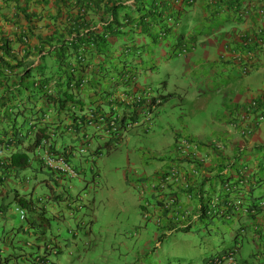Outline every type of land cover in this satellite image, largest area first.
Segmentation results:
<instances>
[{
    "label": "trees",
    "instance_id": "1",
    "mask_svg": "<svg viewBox=\"0 0 264 264\" xmlns=\"http://www.w3.org/2000/svg\"><path fill=\"white\" fill-rule=\"evenodd\" d=\"M184 1L186 0H154L152 6L145 10L146 13L139 14V10L144 9V6L137 7V3H142L143 0H135L133 8L125 6L118 0H72L68 5L63 4L64 8H68L66 13L68 22L64 31H54L48 37L39 39L37 47H30L28 38L24 34H21L20 38L15 39V41L12 39L0 40V112L4 111L2 120L0 118V143H3L9 132H12L15 144H22L26 135H23L24 138L18 136V128L26 125L29 130H32V127H29L30 121L36 122L35 126L39 129L37 141L41 137L49 140L48 136L45 135L47 130L48 132L55 130L58 134L64 130L68 132L75 131L76 128L80 127L73 122L78 109L71 111L70 105L81 110L82 106L86 104L83 100H86L88 95L96 93L95 86L98 88L99 85L96 82L97 79L95 80L93 77L94 73H91V69L96 65L102 67L103 60L99 58V55L102 54V47L109 46L114 39L126 35V29L130 25H135L140 34H147L148 30L154 28V24L143 28V24L146 21L148 23V19L155 20V24H161L160 16L164 10L168 9L169 4L181 6ZM187 1L192 3L194 0ZM208 2V4L215 6V11H219L222 8L231 9L239 0H208ZM161 3L162 7L160 6ZM128 7L131 10L130 13L126 11ZM239 8L237 12H239ZM155 10H159L156 13L157 15L154 14ZM168 19L170 20L171 17ZM175 24L180 26L178 21L173 22V27H175ZM98 25L99 28H97ZM179 26L175 28H179ZM168 28L164 27L162 31L160 30L155 38L160 39ZM13 44L21 46V54L15 51ZM124 53L126 55V49L123 50ZM186 53L187 49H184L183 46L175 54L178 58H182L186 56ZM135 56L139 57V52L128 50L127 57L134 59ZM36 57L40 61L47 59V62L33 67ZM124 61L125 65L122 66V69L127 64L126 56ZM51 68H53V71H50L51 75L48 76L47 73ZM118 74L122 82L128 77H133V72L130 70H123ZM130 83L128 81L124 83L122 96L126 97L130 94ZM109 94L111 93L109 92ZM10 96L14 97L13 100L16 103L21 101V96H25L24 104L32 101L34 105L42 101L44 111H52L51 117L47 122L37 121L38 113L35 112L28 121L22 122L18 127H16L15 120H12V125H7L10 131H5L2 121L7 120L5 116L6 108L8 110L11 108L9 106ZM170 96V94L162 96L163 102ZM109 100V98L106 99L103 105ZM94 102L96 101L89 103L93 104ZM153 102H155V99ZM143 103L144 101H141L140 104L143 105ZM110 104H112V101L109 102ZM116 105H119V103ZM122 107L127 110V107ZM41 109L39 108L37 111L40 112ZM132 116H134L133 113ZM131 122L133 123L134 120L131 119ZM120 123L123 124L124 119H121ZM50 127L53 129L51 130ZM68 136L71 137L72 134H68ZM241 137L248 138V136ZM188 139V142L197 143V146L201 147V151L205 149L204 144L191 138ZM52 140H49V150L64 155V152L61 153L65 149V141L62 136L60 142L57 143L58 146L56 143L54 144L55 140ZM77 140L81 141L80 145L84 144L82 135L78 134L77 139L73 142ZM222 148L223 145L219 148L214 143H210L208 145L209 152H207L206 159L202 162L192 156L182 157L180 152L175 154L179 159L178 161L191 164L193 172L185 173L182 177L184 181L171 183V185H174L176 193L172 195V207L168 209L161 208L159 211L161 212L159 219L162 220V224L157 223L159 224L157 230V233H159L158 241L165 238L166 234L172 230L187 232L197 223L212 220L216 217L219 220L228 221L230 224H238L230 239V246L222 253L224 256L231 257L236 261V258H238L242 264H264V145L253 146L250 150L240 149L239 147L231 148L232 151L229 157L224 155ZM27 157V153L21 150L11 153L9 168L17 172L22 171L25 169ZM157 160L159 162L164 161L162 158H157ZM167 165H170L167 171L162 170V172L155 173L154 178L158 179V182H165L170 169L178 166L169 162H167ZM146 180H150L149 177ZM213 180L215 182L218 180L220 184V191L217 194L211 182ZM157 185L159 187V183ZM159 188V192H162V188ZM183 193H185L183 197L189 201V204H192L190 211L189 208L186 209L188 204L185 205L184 201L180 200ZM15 196L17 198L16 194ZM167 198L170 197L167 196ZM214 199L215 204L213 203ZM154 200L157 204L162 205V202L156 200V197ZM17 204L26 210V214H32V218L38 209V205L32 200L24 201L23 198H17ZM197 205L198 207H196ZM3 209L4 206H0V211ZM170 213L171 217L167 218V214ZM37 216L41 218L42 213H38ZM32 218L29 220L30 228L37 225V221ZM179 219L181 221L187 220L184 222L186 224L184 228L176 227L181 222ZM144 221L143 224L150 226L151 222L155 224L158 220L147 217ZM241 230L247 234H241ZM73 235L74 233H72ZM22 240L20 246V244L15 245V242L12 243L13 239H9L11 242L9 247L11 249L19 248L23 253L16 255L11 251L7 255L0 254V264H8L13 255L15 259L19 257L25 259L27 253L34 256L31 259L32 261L39 259L42 264L50 261L45 249L42 252H38L33 247H29L27 251L24 250L26 249L25 243L28 241ZM140 258L137 257L135 260Z\"/></svg>",
    "mask_w": 264,
    "mask_h": 264
},
{
    "label": "crops",
    "instance_id": "2",
    "mask_svg": "<svg viewBox=\"0 0 264 264\" xmlns=\"http://www.w3.org/2000/svg\"><path fill=\"white\" fill-rule=\"evenodd\" d=\"M71 1L0 0V40L12 39L15 41V39L20 38L21 34H24L28 38V45L32 48L37 47L39 39L48 37L54 31H64L68 22L66 18L68 8H64L63 4L66 3L68 5ZM134 1L118 0V2H121L125 6H131L132 8L134 7ZM208 3V0H194L192 3L186 0L181 6H172L171 4L168 6L167 4L168 9L166 11L164 10L160 16L162 20L161 24H155V20L153 19H148V23L146 21L143 24V28L154 24V28L151 30L157 29V32H159L164 27H173V20L178 21L180 23L179 28L173 27L176 30L180 29L177 33L176 41L172 44L174 49L172 56L178 59V64L174 69L181 73H183L182 71H191L198 75L203 74L207 69L209 76H212V83L210 82L209 85L207 84V80L206 83L200 80L195 86V98H198L195 103L200 104L197 107L199 109L198 111L202 113L207 111L205 118L203 116H190L188 111L183 110L185 104L191 103L186 102L185 98L182 100L181 96L187 95L188 93L179 86L176 91H168L165 94L160 92L159 99L162 104L153 116L151 123L152 130L149 132L151 135L149 133L144 134L142 126L137 127V129L132 130L128 134L132 138L131 140H135L136 143L137 139H140L136 137L142 135L144 138L147 137L150 143H155L162 130V159H164L162 165L167 167L170 166L167 165V162L174 163L184 172L188 171L190 166L180 163L178 158L175 160L173 155L170 154L171 145L177 137H192L201 143L217 142L224 146L226 145L228 148L230 145L231 151V148L235 149L239 147L240 149L245 148L250 150L253 146L264 145V125L260 126L249 138L246 137L245 139L241 138L238 132L230 127L231 121L229 117L235 108L241 107L250 99L260 95L264 91V0H239L231 9L222 8L219 11H215V6ZM160 6L162 7V3ZM238 7H240L239 12H237ZM158 12L159 10H155L154 14L157 15L156 13ZM169 17H171L170 20L168 19ZM221 18V25L214 23V20ZM135 27V25H130L126 29L127 34H130L131 45L125 46L124 49L128 48L129 50L139 52L141 55L139 47L147 43L144 37L147 36L148 32L146 31L147 34H140L138 28ZM97 28H99V25ZM158 34L155 33L156 36ZM123 38L125 39L123 41H128L127 37L123 36ZM116 40L114 39L112 43ZM13 45L15 51L21 54V46L18 44ZM183 46L184 49H187L186 56L178 58L175 53ZM221 58L224 59L220 60ZM131 59L133 62L130 64L129 70L137 76L135 74V68L133 67L137 60L136 56L134 59ZM34 60V67L39 64L41 65L38 57ZM215 64H222L223 67H216ZM224 72L229 73L228 79L232 80L231 87L226 91H224L225 88L220 89L217 87L215 89V78L218 79L220 74L224 77ZM231 72L232 75H230ZM140 85L144 86L142 83ZM166 87V85L162 86V88ZM111 90L113 91L112 95L116 96L122 89L111 84ZM167 94L171 96L163 102L162 96ZM206 95H209L210 98L201 101ZM215 95L221 99L213 115L211 111L216 108ZM110 96L111 94L109 98ZM174 98L179 99L178 108L176 105L167 107L169 104L168 101ZM202 106L206 110H203L201 108ZM194 118L201 120H195ZM182 120L185 122L186 128L188 121L191 122V127L196 122V125L201 128V132L197 136L193 135L190 130H186ZM182 127L185 128V131L182 130ZM238 141L243 142L244 147ZM72 153L74 156L73 154L71 155V152L67 154L68 163L77 173V176L73 178L63 174L59 181H55L54 175L47 172L48 179L44 180L46 185H51L49 181H53L56 187L54 190L59 195L56 197L53 195L48 196L43 204L38 205L36 213L47 211L46 217L50 218L49 220H53L55 224L58 222L64 223L66 219L71 218L76 228L79 229V234L81 233L82 236L88 237L93 234L95 241H101L99 233L102 229L98 228L97 232H94L92 226L93 223H98L95 218L92 217L93 220L90 221L89 225H87V221L84 218H76L84 208H87L84 196H72V194L68 196L76 188L73 185L74 180L80 181L79 176L83 175L86 169L89 170L90 174L93 172L91 170L94 169L97 173H93L91 177L98 178L95 190H100L95 192L94 196H98L101 200L98 204H95V199L92 197L91 206L94 203V205H103V208L108 209L112 226L109 224L111 230L107 236L104 234L103 239L107 240L106 246L110 247L112 245V236L115 235L113 232L116 229V225L123 224L122 220L124 221L125 227L123 228V232L118 233V236L131 234L136 225L139 226L138 228L141 227V225H138L139 221H136L137 216L130 217L128 215V209L124 213L125 207L133 206L135 199L130 202L125 201L121 199L120 195H117L119 200L114 199V191H116L117 185L114 186L111 184L110 186H106V184H102V175L110 174L112 171L107 170L105 166H99L101 160L97 157L80 158L76 153ZM230 155L228 154V157ZM91 164L94 166L88 167ZM109 164L107 162V166ZM111 165L110 168L112 169ZM135 169L138 171V175H127L126 173L121 175L123 181L128 183L130 190L133 189V185L138 180L141 182L142 179L148 178V173L144 170L139 172L137 165ZM14 186L20 187V185H17L16 179ZM85 187H87L86 184ZM51 190L53 191V189ZM123 192V195L128 196L126 191ZM151 198L152 196L148 195L142 200V203H149L148 199ZM97 216L95 213L94 217ZM38 222L40 223L41 221L38 220ZM146 227L147 225L144 224V229ZM68 232L69 230H67ZM19 233L8 234L0 230V254L7 255L11 253V251L5 249V245H9V239H13L12 243L15 242L16 235ZM20 234H22V237L18 239V242H20L21 246V240L25 235L24 231L21 230ZM75 236L72 237L73 240L76 239L74 238ZM52 239L57 249L61 250L63 244L54 239V237Z\"/></svg>",
    "mask_w": 264,
    "mask_h": 264
},
{
    "label": "rangeland",
    "instance_id": "3",
    "mask_svg": "<svg viewBox=\"0 0 264 264\" xmlns=\"http://www.w3.org/2000/svg\"><path fill=\"white\" fill-rule=\"evenodd\" d=\"M152 2H154V0H143L142 3H137V7L144 6V9L139 10L138 13H146L145 10L152 6ZM126 11L127 13L131 12L129 7L126 8ZM221 20L222 18L216 19L214 23L221 25ZM157 31V29L149 30L147 36L144 37L147 43L139 47L141 55L140 57H136L137 60L133 65L135 74L138 76L140 82L153 93L161 92L165 94L168 91L178 90L180 86L182 90L188 93L187 95L181 96L182 100L185 98L186 102L191 103L185 104L183 110L186 112L188 111L190 116H203L205 118L207 111L203 113L198 111L199 109H197V107L200 104L195 103L198 99L195 98V86L200 80L205 83L207 80V84L209 85L210 82L212 83V76H209L207 69L203 74L199 75L191 71H182L183 73H181L175 70L174 68L178 64V59L172 56L174 52L172 44L176 41L177 33L180 29L176 30L170 27L160 39L155 38V33H158ZM129 36L130 34L124 35V37L128 38V41H123L124 38L122 36L115 42L109 44V46L102 47V54L99 55V58L103 60L102 67L96 65L92 68V72L94 73L93 77L95 80L97 79L96 82L101 92L98 91V88L95 86L96 93L87 96L85 101L86 104L104 98L109 93L112 83L120 85L121 79L118 73L127 70L131 64H126V67L122 69V66L125 65L124 60L126 55L121 53V50H123L125 46L131 45ZM223 59L224 58H221L220 60ZM44 62H47V59L41 60V64H44ZM215 66L219 68L223 67L222 64H215ZM50 71H53V68L47 73L48 76L51 75ZM230 75H232V72ZM228 76L229 73L224 72V77L220 74L218 79L215 78V89L219 87L220 89L225 88L224 91L228 90L232 84V80L228 79ZM163 85L167 87L162 88ZM209 98L210 96L206 95L201 101ZM13 99V96L9 97V106H11V108L9 110L6 108L5 110V116L7 117V120L3 121L5 131L7 130L8 124H10V126L12 125V120H15L16 127H18L22 122L28 121L35 112L39 114V111H37L39 108L44 110L42 101L33 105L32 101L24 104L25 96H21V101L18 103L14 102ZM220 99L219 96L215 95L214 100L216 101V108L211 111L213 115L218 108ZM168 103L167 107L176 105L178 108L179 99L174 98L168 101ZM201 108L206 110L204 106ZM3 112L4 111L0 112V118H2ZM182 123L186 128V124L183 120ZM22 127L18 128L19 134L22 132L25 136L28 133L27 141L29 144L32 143L33 136L31 130H29L26 125ZM184 127H182V130L185 131ZM186 130H190V132L196 136L201 132V128L196 125V122H194V125L191 127V122L189 121ZM159 134L160 136H158L155 143H150L147 137H142L143 135L136 137L140 138L137 139L136 143L135 140H131L132 138H130V136L125 135L120 145L116 147L112 146L108 148L109 150L104 147L105 143H101L98 140L95 141L94 145L101 143L100 146L103 152V156L99 158L101 160L99 166H105L107 170L112 171L110 174L102 175V184H106V186H110L111 184L114 186L117 185L116 191H114V199L116 200H119L117 195H120L122 200L129 202L135 199L134 205L125 207L124 213H126L128 209V215L130 217L137 216L136 221H139L138 225H141V227L138 228L139 226L136 225L131 234L118 236V233L123 232V228L125 227L124 221L121 219L123 224L120 223L119 226L116 225V229L113 232L115 235L112 236V245L110 247L106 246L107 240L103 239V236L104 234L107 236L111 230V219L108 214V209L103 208V205H94L93 203V206H91L92 197L95 199V204H98L101 200L98 196H94V193L100 190H95L98 178L94 176L91 177L93 173L95 174L97 172L92 169L91 171L93 172L90 174L89 170L86 169L85 173L79 176L80 181L74 180L73 185H75L76 188H74L68 196H71V194L72 196L84 195L87 208H84L76 218H84V220L87 221V225L95 218L98 223L95 222L92 226L94 232H97L98 228L102 229L99 233L101 241H95L93 234L89 237L82 236L81 233L79 234L80 231L76 228L71 218L66 219L64 223L58 222L56 224L53 220H49L50 229L46 230L47 236L54 237V239L63 244L61 246L62 256L55 260L56 264H201L214 258L215 254L222 253L224 249L230 246V239L237 228V224H230L228 221L219 220L216 217L212 220H205L202 223H197L187 232L182 230L174 231L172 234L158 241L159 233H157V230L158 225L162 224V220L159 219L161 217V212L156 210L155 213L150 211L149 214H153V217L158 221L155 224L151 222L150 226L144 229L143 223L145 219L142 220L141 217L144 208L147 209V206L144 203L142 204V199L149 193L145 192V194L140 195L138 189L141 184L158 182V179L154 178L155 173L162 172V170L167 171L169 168V166L164 167L162 162L157 160V158H162V130ZM149 135H151V133H149ZM238 143H241V146L244 147L243 142L238 141ZM218 144L221 145V143ZM222 150L226 157H228V154H231L230 145L229 148L225 145ZM155 154L156 158H152L155 157ZM107 162L112 164V169L110 168V164L107 166ZM128 164L130 165L129 167ZM136 165L139 172L144 170L148 173L147 177H149L150 180L147 181L146 179H142L141 182L138 180L133 185V189L130 190L128 183L123 181L121 175L124 173L127 175H138V171L135 169ZM93 166L94 165L91 164L88 167ZM23 178L29 180L27 184L16 187L14 186L15 178H10L8 184L0 188V203L4 206L0 216V230L8 234L16 231H20L21 233V230L26 226V222L21 221L19 214L15 211V194L20 197H28L31 189H33L32 198L43 199L48 196L53 195L56 197L59 195L54 190L56 187L53 181H49L51 185L44 184L43 180L48 179L46 172L26 170L19 174L18 179L22 180ZM211 182L217 194L220 191L219 181L217 180L215 182V180H213ZM85 184L87 187H85ZM51 189H53V191ZM123 191H126L128 196L123 195ZM184 195L185 193L181 194V200ZM154 204L155 202H151V206L147 210L153 209L152 206ZM95 213L98 215L97 217H94ZM158 222L159 224H157ZM109 224L111 226H109ZM67 230L75 233L76 239L73 240L71 233H67ZM20 233L16 235V242L22 237ZM24 238L26 237L24 236ZM24 250L27 251V249ZM12 252L16 255L23 253L19 248L12 249ZM137 257L141 258L135 260ZM8 264H32V260L31 258L21 259V257L15 259L13 255Z\"/></svg>",
    "mask_w": 264,
    "mask_h": 264
},
{
    "label": "clouds",
    "instance_id": "4",
    "mask_svg": "<svg viewBox=\"0 0 264 264\" xmlns=\"http://www.w3.org/2000/svg\"><path fill=\"white\" fill-rule=\"evenodd\" d=\"M173 22L174 21H172V26H173ZM125 49H126V59H128L127 60V64H129V63L132 64L133 60L131 58L127 57V52H128L129 49L128 48H125ZM123 50H121V53H123ZM127 70H129V68ZM91 73H93L92 72V69H91ZM126 81L131 82L130 83V87H129V93L130 94L128 96L131 97L134 94H140V93H142V95L143 94H146L147 97H148V100L150 101V105H152V106L155 107V109L152 111V113H151V115H150V117H149L148 120H146L144 118V116L141 115V110L145 107V105H146L145 102H146L147 99H144L143 105L138 104V105L131 106V104H129V101L127 102L128 104L126 103V101L123 102V103L121 102L120 96H121V92L123 91V88H124V83ZM112 84H114V83H112ZM140 84H141V82L139 81L138 77L137 76L134 77V73H133V77H128V79L124 80L123 82L120 80V85L114 84L115 87H121V89H122L121 92L118 93L116 96L112 95V92L113 91L110 88V91H109L111 93L110 98H109V95L110 94L108 93L104 98H101L100 100L94 102L93 104L88 103V104L83 105L82 106L83 108L81 110L79 108L71 107V105H70V110L71 111H76V109H78L76 111L75 115H74L73 122L75 124H78L80 127L76 128L75 131H70V132H68L67 130H64L60 134H58V132L56 133L55 130L52 131V132H48V130H47L45 135L48 136L49 140L50 139H53L52 141L55 140L54 144L56 143L57 146H58L57 143L60 142V137L62 136V138L65 141V144H64V148L65 149L62 150L61 153L63 154V152H64V155L65 156L62 155L64 158L70 152H71V155L73 154L72 152L76 153L80 158H90V157L100 158V157L103 156V152H102V149H101L102 147L100 146L101 143H105L104 144V147H106L107 149L110 148V147H112V146L113 147H116L117 145H120V142L122 141V139H123V137L125 135H128L132 130L137 129V127H140V126L143 127L144 134L149 133L152 130L151 129V123H152L153 116L155 115L157 109L162 104L161 103V100L159 99V96L161 94L160 93L159 94L158 93H153L151 90H149L145 86H141ZM98 89H100V88H98ZM125 90H126V88H125ZM145 90H146V92H145ZM108 98L110 100L106 104L103 105V102H106L105 100L108 99ZM111 99H114V100H111ZM154 99H155V102H153ZM85 101L86 100H83V102H85ZM110 101H112V104L109 105V102ZM117 103H119V105H121V106L116 105ZM112 106L114 108H116L117 111L121 114V119H124V124L127 121L131 122V119H133L134 120L133 124H135V125L133 127H131L130 129L126 130V131L120 132V135L117 138H114V137L105 138V137H101V136L94 135L91 132V129H89L86 126V122L87 121L85 120V114H86L85 112H87L90 109L94 114L105 115L106 112L110 111V108ZM122 106L127 107V110H124ZM96 108H97V110H96ZM238 108H240V107H238ZM238 108H235L230 113V115L235 110H237ZM132 113L134 114V116H132ZM43 114H48V120H49V118L51 117L52 111H48V110L47 111H44V110H41L39 112V114L37 115V117H36V119L38 118L37 121H41V122H47L48 121V120L47 121H43L42 120L41 116ZM230 115H229V117H230ZM121 119H120V121H121ZM1 120H2V118H1ZM120 121H119V123H120ZM230 121H231V119H230ZM30 124H32V125L30 126ZM35 124H36V122H34V121H30V123H29V127H32V130H31L32 136H33L32 143H30V144L28 143V141H27L28 140V135H26V137L24 138L22 132L20 134H19V132H17L18 136H20V137L22 136L24 138V141L22 142V144H20V145H16L15 144L14 139L12 137V135H13L12 132H9L8 133L9 135H6L5 136V139H4L3 143H0V188L1 187H5L8 184L10 178H15L17 180V185H20L21 186L23 184H27L28 181H29L27 178H23L22 180H19L18 179L20 172H23V171H26V170H31V171H34V172H46V173L48 172L49 174H51V175L53 174L54 175L53 177H54V180L55 181H59L60 177L63 174L66 175V176H68V177L70 176V177H73V178H75L77 176V173L69 165L68 158L67 157L65 158V162L68 165V167L70 168V170L74 173V175H72V176L70 174H67V173H59V174L58 173H55L51 169L45 167L42 164V162L40 160H38L36 150L41 145L42 139H45L47 141V144H48V147L47 148L48 149H49L50 145H49V140L46 139L45 137H41L40 140L37 141V137L39 135V129L36 128ZM260 126H262V125H260ZM260 126H258L253 131V133ZM230 127H231V122H230ZM50 129L52 130L53 128L50 127ZM233 130L237 131L238 132V135L241 137V135L239 134V131L237 129H233ZM7 131H10L9 126L7 128ZM253 133H251L250 136ZM68 134H72V136L69 137ZM78 134L80 136L82 135V141L84 142L83 145H80L79 144L81 142L80 140H77L76 142H73L75 139H77ZM250 136H248V138ZM188 138H191V137H177L174 140V142L171 145V151H170V154L173 155L174 158H177L175 156V154L177 152H179V150H178V143L181 142V141H184L186 143H189L191 145H194L196 147L197 151L200 154H207V152H209L208 151V145L210 143H214L215 145H219L217 142L202 143V144H204L203 147L205 148L203 151H206V152H203V151L200 150L201 147L200 146H197V143L192 142V141L191 142H188L187 141V140H189ZM191 139L195 140L194 138H191ZM96 140L100 141L101 143L100 144H97V145H94ZM195 141H197V140H195ZM197 142H199V141H197ZM199 143H201V142H199ZM222 145L223 144H221L220 146H222ZM82 147L84 149H86V152L83 153V154H80L79 153V149H81ZM223 148H224V145H223ZM17 150H21V151L27 153V155H28L27 160H26L25 169H23L20 172L14 171V169L9 168V166H10L9 156L11 155V153H14ZM52 153L56 154V152H54V151H52ZM57 155H61V154H57ZM181 155H182V157L183 156L190 157V155H187V154H181ZM73 156H74V154H73ZM180 163H183L185 165H189L190 168H189L188 171L184 172V171H182L180 169L179 166L174 167L179 173H182V174L190 173L193 170V166L191 164L186 163V162H180ZM2 178H3V180H2ZM157 183L160 184V181L159 182H156V183L150 182L149 184L148 183L141 184L140 185V188L138 189L139 190L138 193L140 195L145 194V192H148L149 193L146 196H144L143 199L141 198L142 200H144L148 195H151L152 196L151 199H148L149 203H145L146 206H147V209L151 206V202H155V200H154L155 197H156V200L162 202V205H159V204H157L155 202V204L152 206L153 209L147 210L146 208H144V211H143V214H142V217H141L142 220H144V219L146 220L147 217L150 218V219H152V220H156V218L153 217V214L152 215L149 214L150 211H152V213H155L156 210L157 211H160L161 208L162 209H168V208H171L172 207L171 206V203L172 202H170V200L172 199V195L174 193H176L175 187H173V186L170 185L167 189H165V190H162L161 189L162 192H159L160 191V188L158 187ZM44 184H46L45 181H44ZM150 184H154L156 186L154 188V190H151L150 188H145V187H149ZM32 192H33V189H31L28 197H20V196H17V198H23L24 201L32 200L37 205L43 204L44 201H45V199H47V197H45L43 199H41V198H32ZM167 196L170 197L169 198L170 200L167 198ZM17 198L14 195V201H15V204H16V210L15 211L18 213V210H24L25 211V215H26L25 219L24 220H21V221L26 222V226L22 229L24 231V234H25L24 236L26 237V238H23V239L26 240V241H28L27 243L24 242L25 243V248L29 250V247H33V248L36 247V250L38 252H42V250L45 249L47 251V253H48V256L50 257V261L48 263H46V264H56L55 263V260L58 257H61L62 256V250L57 249L55 243H53V241H52L53 240L52 237H50L49 235L47 236V234H46V230L47 229H50V224L48 223L50 218L46 217L47 211H41L40 212V213H42V217L41 218H39L37 216L38 215L37 213L32 218V214H30L31 216L28 215V213L26 214V210L24 208H22L19 204H17ZM0 199H1V197H0ZM180 200H181V198H180ZM182 200L184 201L185 205L188 204V206H187L186 209L189 208V211H190L191 210V207H192V204L191 203L189 204V201L186 198H184V197H182ZM213 201H214V204H215V199ZM0 206H3L2 203H0ZM196 207H198V205ZM171 210H169V211H171ZM0 214H2V210L0 211ZM169 217H171V213L169 215L167 214V218H169ZM19 218H20V215H19ZM30 218H32V219H34V220L37 221V225L34 226L33 228H30V223H29V220H31ZM192 218L194 219L195 216L192 217ZM38 220H40L41 222L39 223ZM186 221L187 220L181 221L178 225H176V227H178V228L179 227L184 228L186 226V224H184V222H186ZM175 224H177V223L175 222ZM235 224H237V223H235ZM174 231H176V230H172V231L168 232L166 235H170ZM19 232L20 231H16L14 233H19ZM35 232H36V234H35ZM240 232H241V234H247L246 232H244L242 230ZM68 233H71V236H72V233L73 232H70L69 231ZM73 236H75V233H74ZM10 244H11V242L9 243V245ZM19 244H20V242H18V241L16 242L15 241V245H19ZM9 245L8 246L5 245L6 246L5 249L6 250L8 249V251H12V249H14V248L11 249L9 247ZM0 250H1V248H0ZM226 250L227 249H224L222 251V253H224V251H226ZM222 253L215 254V257L214 258L210 259L209 261L203 262L201 264H242V263H240V261H239L238 258H236L237 259V261H236V260L232 259L231 257L224 256ZM27 258L33 259L34 256L33 255L31 256V254L27 253ZM32 264H42V262L39 259H36L35 261H32Z\"/></svg>",
    "mask_w": 264,
    "mask_h": 264
},
{
    "label": "built area",
    "instance_id": "5",
    "mask_svg": "<svg viewBox=\"0 0 264 264\" xmlns=\"http://www.w3.org/2000/svg\"><path fill=\"white\" fill-rule=\"evenodd\" d=\"M244 15H246V13H244ZM175 26L178 27L179 25L175 24ZM144 99L147 100L145 102V107L141 110V115H143L144 118L148 120L155 107L150 105V101L148 100L146 94H134L131 97H125L122 95L120 96V100L122 103L125 101L127 103L129 101V104H131V106L140 104L141 101H144ZM85 113V120L87 121L86 126L91 129V132L96 136H101L105 138H117L119 137L120 132L126 131L135 125L129 121L125 122V124H120L119 121L121 119V114L113 106L110 108V111L105 113V115L94 114L90 109ZM41 118L43 121H47L48 114H43ZM230 119L231 127L233 129H237L239 131V134L244 137L249 136L258 126L263 125L264 91L260 95L250 99L240 108L235 110L230 115ZM31 125L32 124H30V126ZM216 146L221 148L220 145ZM47 147V141L45 139H42L41 145L36 150L38 160H40L45 167L51 169L55 173H67L71 176L74 175V173L66 164L65 158L62 155H57L50 152ZM178 150L181 154L190 155L198 159L200 162L206 159V154H200L194 145H191L184 141L178 143ZM85 152L86 149H84L83 147L79 149L80 154H83ZM192 172L193 170L190 173ZM183 175L184 174L179 173L175 168H172L170 169V173L165 179V182H160L159 187H161L162 190H165L171 185V183L179 182L181 180L184 181V178H182ZM171 186L174 187V185ZM155 187L156 186L154 184H150L149 187L145 188H150L151 190H154ZM170 202H172V199L170 200ZM213 203L211 204L213 205ZM18 213L20 215V220H24L26 217L25 211L18 210Z\"/></svg>",
    "mask_w": 264,
    "mask_h": 264
}]
</instances>
